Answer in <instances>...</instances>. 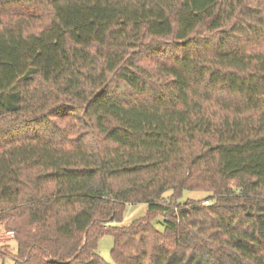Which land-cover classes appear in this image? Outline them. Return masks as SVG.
I'll use <instances>...</instances> for the list:
<instances>
[{
  "label": "trees",
  "instance_id": "obj_1",
  "mask_svg": "<svg viewBox=\"0 0 264 264\" xmlns=\"http://www.w3.org/2000/svg\"><path fill=\"white\" fill-rule=\"evenodd\" d=\"M0 226L14 264H264V0H0Z\"/></svg>",
  "mask_w": 264,
  "mask_h": 264
},
{
  "label": "rangeland",
  "instance_id": "obj_2",
  "mask_svg": "<svg viewBox=\"0 0 264 264\" xmlns=\"http://www.w3.org/2000/svg\"><path fill=\"white\" fill-rule=\"evenodd\" d=\"M120 90L125 89L123 84H119ZM127 93V90H125ZM170 192H166L164 197H168ZM207 195V192L204 191H193V190H183L180 197L178 198L179 202H182L188 198L190 199H204ZM210 202V201H209ZM206 204L208 202H205ZM146 214V205L139 204H127L124 209L123 218L121 222L114 223L117 225H127L132 220L142 217ZM163 217L162 215L156 216L153 221V224L158 230L163 229L162 225ZM13 234L4 232L0 226V264H14V255L16 254L17 247L16 242L13 239ZM113 245V238L109 234L102 235L97 242V253L103 258V260L109 264H114L111 257V248Z\"/></svg>",
  "mask_w": 264,
  "mask_h": 264
},
{
  "label": "built area",
  "instance_id": "obj_3",
  "mask_svg": "<svg viewBox=\"0 0 264 264\" xmlns=\"http://www.w3.org/2000/svg\"><path fill=\"white\" fill-rule=\"evenodd\" d=\"M9 234H11L12 232H8Z\"/></svg>",
  "mask_w": 264,
  "mask_h": 264
}]
</instances>
